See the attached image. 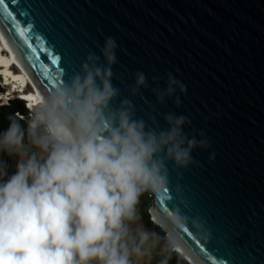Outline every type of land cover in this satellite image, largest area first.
I'll use <instances>...</instances> for the list:
<instances>
[{
    "label": "water",
    "instance_id": "1",
    "mask_svg": "<svg viewBox=\"0 0 264 264\" xmlns=\"http://www.w3.org/2000/svg\"><path fill=\"white\" fill-rule=\"evenodd\" d=\"M0 32L43 95L89 53L104 63L100 46L114 37V103L132 100L136 117L155 116L160 128L163 114L185 115L189 138L203 130L211 144L194 149L186 168L167 165V188L150 193L151 216L180 207L203 222L200 232L190 222L176 230L190 264H264V0H4ZM137 71L148 87L132 95ZM169 74L186 91L159 103L153 89H165Z\"/></svg>",
    "mask_w": 264,
    "mask_h": 264
},
{
    "label": "clouds",
    "instance_id": "2",
    "mask_svg": "<svg viewBox=\"0 0 264 264\" xmlns=\"http://www.w3.org/2000/svg\"><path fill=\"white\" fill-rule=\"evenodd\" d=\"M118 47L114 37H106L100 46L104 63L89 53L79 72L31 107L14 90L29 111L24 125L13 118L0 132V153L17 158L11 175L0 161V264H141L154 255L161 257L157 264H168L180 252L177 229L189 222L198 232L204 229L180 207L156 221L164 236L142 222L141 196L167 188V165L186 168L194 149L211 144L203 130L200 139L189 138L185 115L163 114L167 127L160 128L155 116L150 123L137 118L132 100L114 103L120 96L112 83ZM7 87L0 92L5 97L11 83ZM141 87L148 80L137 71L131 94ZM177 88L186 91L169 74L167 87L153 91L164 103Z\"/></svg>",
    "mask_w": 264,
    "mask_h": 264
},
{
    "label": "bare ground",
    "instance_id": "3",
    "mask_svg": "<svg viewBox=\"0 0 264 264\" xmlns=\"http://www.w3.org/2000/svg\"><path fill=\"white\" fill-rule=\"evenodd\" d=\"M14 68H17L18 71H16ZM0 71L4 75V79L6 80V82L11 83L12 93L14 92V90H17L19 93H22L24 97L29 101L30 107L32 105L38 104L44 97V95L39 91V89L36 88L37 87L36 84L30 78L23 64L18 60V58L14 54L13 48L11 47V45L9 44V42L1 32H0ZM28 87H31V89L28 90ZM33 87H35V90L33 89ZM154 218L155 220L158 221V218L155 213H154ZM178 249L183 250L179 244H178ZM193 263L196 264L195 262Z\"/></svg>",
    "mask_w": 264,
    "mask_h": 264
},
{
    "label": "trees",
    "instance_id": "4",
    "mask_svg": "<svg viewBox=\"0 0 264 264\" xmlns=\"http://www.w3.org/2000/svg\"><path fill=\"white\" fill-rule=\"evenodd\" d=\"M0 91L2 87L0 86ZM28 109L25 107L24 101L18 97H13L6 101L5 103L0 104V132L4 131L11 122V119L15 118L21 125H24L27 119H24V116L28 114ZM23 117H21V116ZM145 208L144 219L148 225L152 226L153 231L154 227H157V224L149 220L151 214L148 212L151 208ZM168 264H189L184 257H182L178 252H173L171 257L168 260Z\"/></svg>",
    "mask_w": 264,
    "mask_h": 264
},
{
    "label": "rangeland",
    "instance_id": "5",
    "mask_svg": "<svg viewBox=\"0 0 264 264\" xmlns=\"http://www.w3.org/2000/svg\"><path fill=\"white\" fill-rule=\"evenodd\" d=\"M14 69L16 71H18L17 68H14ZM3 80H5V79H3L1 77V75H0V86L1 87L6 85V81H3ZM4 82H5V84H4ZM2 89H4V91L8 90L7 85H6L5 88L2 87ZM30 89H31V87H30ZM9 92L11 93V95H7V97H5V95H2V93H0V104L5 103L8 97H17V93H14V92L12 93V89ZM0 161L6 162L7 172H8L9 175L13 174L16 171L17 158L10 157V156H8L5 153H0ZM151 204H152V198H151L150 193H145L144 195L141 196V202H140L138 208H139V211L142 214V222H143L144 226L149 228V229H151V230H153L152 226L148 225V223H146V221L144 219L145 208L148 209ZM148 212L149 213L151 212V208L149 209ZM153 219L154 218L152 216H150L149 220H151V221H153V223L157 224ZM154 229H155V232H157L159 235H161V236L165 235V231L160 227L159 224H157V227H154ZM160 259H161V257L159 255H154L151 260H148L147 258H145L143 261H141V264H157V262Z\"/></svg>",
    "mask_w": 264,
    "mask_h": 264
},
{
    "label": "snow or ice",
    "instance_id": "6",
    "mask_svg": "<svg viewBox=\"0 0 264 264\" xmlns=\"http://www.w3.org/2000/svg\"><path fill=\"white\" fill-rule=\"evenodd\" d=\"M12 2L15 3V0H12ZM0 5H4V0H0ZM6 7H7V6L5 5V8H6ZM7 18L10 19V20L12 21V25H11L12 28H14V29H18V34H19L21 37L25 38V40H26L27 37H26V35H25V30L19 26L18 22L16 21V18L13 17V16L11 15V13L8 14V17H7ZM55 62H56V61H55V59H54V60H53V63H55Z\"/></svg>",
    "mask_w": 264,
    "mask_h": 264
}]
</instances>
